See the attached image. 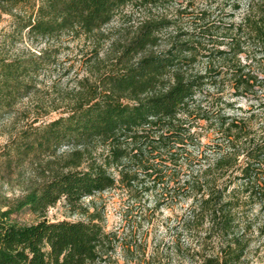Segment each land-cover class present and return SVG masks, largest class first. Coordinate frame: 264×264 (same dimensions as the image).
Here are the masks:
<instances>
[{
	"label": "trees",
	"instance_id": "obj_1",
	"mask_svg": "<svg viewBox=\"0 0 264 264\" xmlns=\"http://www.w3.org/2000/svg\"><path fill=\"white\" fill-rule=\"evenodd\" d=\"M207 1L192 9L189 27L182 6L140 18L120 43L105 91L55 120L33 119L11 140L2 178L53 159L41 182L17 197L0 195V264H110L121 245L124 264H154L140 255L142 244L107 230L97 207L89 213L88 197L117 187L142 212L187 201L181 223L197 234L199 264L264 262V0H246L240 23L233 18L242 0ZM149 2L0 0V17L11 15L14 45L25 36L98 35L125 6ZM59 52L51 44L0 49V122L34 96ZM249 60H258L262 74ZM60 202L88 219L49 218ZM23 213L36 218L21 221Z\"/></svg>",
	"mask_w": 264,
	"mask_h": 264
},
{
	"label": "rangeland",
	"instance_id": "obj_2",
	"mask_svg": "<svg viewBox=\"0 0 264 264\" xmlns=\"http://www.w3.org/2000/svg\"><path fill=\"white\" fill-rule=\"evenodd\" d=\"M147 7L140 4H129L120 10L113 21L103 27L102 31L93 35H81L75 37L74 34H64L59 40L43 39L36 41L33 38L24 37L16 44H11L12 22L11 15L3 14L0 17V49L16 54L22 49L39 51L48 44L56 45L60 48L58 61L54 66L44 71L39 79V89L34 96L22 102L15 117L7 118L0 122V195L7 197H17L27 190L31 185L41 182L48 173L49 162L53 157H48L41 161L27 162L16 169L13 174L2 178L5 172L4 152L11 140L18 133L31 123L35 118L42 121H52L67 113V110L78 101H85L96 92H103L107 88L106 77L115 69L114 61L120 55L121 45L126 33L129 34L130 27L149 13L174 12L182 6L187 10L182 15V25L189 27L191 23L192 9L196 13L200 9L207 8V0H150ZM193 5L188 10L189 5ZM213 10L219 13L221 6L215 3ZM248 8V2L242 0L240 11L233 20L240 23ZM226 46V45H224ZM262 54L259 60L264 61ZM246 59V58H244ZM246 61V60H245ZM251 63V68L262 74L258 60ZM201 63V66H205ZM227 69V65H223ZM264 75V73L262 74ZM260 96L264 98V89L259 90ZM253 101V98H252ZM247 105L245 101H242ZM262 116H260V119ZM68 151L67 147L60 152ZM58 166V164H56ZM2 170V171H1ZM149 207L154 206L153 195L144 198ZM85 204H91L89 213L96 210L105 215L104 224L107 230L118 231L127 241H137L142 244V252L146 257L153 259L154 264H199V244L196 239V232L185 227L184 221L187 213V201L180 204L162 208L157 211L142 212V203L130 200V195L124 189L117 187L105 192L88 197ZM51 219L85 220L87 214L72 212L68 206L60 202L51 207L48 213ZM36 215L23 213L20 215L21 221L32 222ZM181 223V224H180ZM206 230H201L204 236ZM214 241L212 246H216ZM135 246L133 247V249ZM211 248V247H210ZM126 254L124 248L118 246L110 264H124ZM244 264H264L258 258H251Z\"/></svg>",
	"mask_w": 264,
	"mask_h": 264
}]
</instances>
